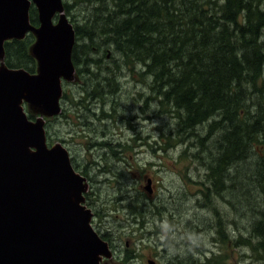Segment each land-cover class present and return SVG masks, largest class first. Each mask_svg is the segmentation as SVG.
Returning <instances> with one entry per match:
<instances>
[{
	"label": "trees",
	"instance_id": "16d2710c",
	"mask_svg": "<svg viewBox=\"0 0 264 264\" xmlns=\"http://www.w3.org/2000/svg\"><path fill=\"white\" fill-rule=\"evenodd\" d=\"M77 8L80 20L72 13ZM63 11L73 23L71 60L83 86L77 101L67 98L66 92L62 95L77 123L66 111L47 123L63 120L67 130L71 125L87 131L79 130L77 135L87 141L85 150H95L96 145L97 160L86 163L82 171L97 169L105 181L100 190L104 191L105 184L114 185V208L120 204L124 208L123 197L131 192L134 201L126 209L138 213L137 221L143 224L145 198L129 182H141L147 170H139L136 164L139 176L134 177L135 169L126 173L123 165L129 168L136 159L132 155L143 145L152 147L142 143L140 136L122 141L121 134L102 143L89 142L101 138L89 120L105 126V122L121 119L119 107L112 102L119 93L118 75L137 76L148 93L139 94L144 101L140 111L145 112L147 104L154 102L155 116L171 122L168 135L154 141L156 149L166 152L180 141L192 140L198 145L195 155L183 153L182 159L202 158L209 186L204 193L213 192L236 203L238 230L249 227L248 238L239 234L238 246L254 248L257 262H264L262 221L251 217L256 205L262 206L258 211L264 217V0H63ZM28 19L31 26H39L33 5ZM34 40L28 33L24 39L4 42L0 63L10 70L36 74L37 61L31 54ZM161 126L156 128L160 132ZM74 164L75 170L81 169ZM232 173L236 181L230 184ZM224 181L230 185L225 186ZM97 201L95 197L93 202ZM101 203L103 210L97 206L100 216H108L112 206ZM135 206L141 208L137 213ZM135 257L130 250L122 252L112 264H131Z\"/></svg>",
	"mask_w": 264,
	"mask_h": 264
},
{
	"label": "water",
	"instance_id": "95a60500",
	"mask_svg": "<svg viewBox=\"0 0 264 264\" xmlns=\"http://www.w3.org/2000/svg\"><path fill=\"white\" fill-rule=\"evenodd\" d=\"M31 5L37 29L29 23ZM56 11L63 13L62 0H0V58L4 42L32 31L39 72L0 67V264H99L110 257L80 205L84 179L61 145L47 148L43 123L22 107L60 113L61 77L74 72V30L63 15L52 27Z\"/></svg>",
	"mask_w": 264,
	"mask_h": 264
},
{
	"label": "rangeland",
	"instance_id": "374dc122",
	"mask_svg": "<svg viewBox=\"0 0 264 264\" xmlns=\"http://www.w3.org/2000/svg\"><path fill=\"white\" fill-rule=\"evenodd\" d=\"M79 8L76 9L77 12L75 11V9L72 12L75 20H80L81 15L79 17ZM61 15L65 17V19L72 25L73 28V23H71L70 18L64 13V11L63 13L57 11L55 12L54 16L51 19L52 27H56L59 25ZM38 27H35V29H37ZM29 33L34 36L35 43L36 36L34 32L31 31ZM2 65L3 64L0 63V66ZM38 73L39 72L37 61V71L34 75L37 76ZM137 81V76L127 77V75L123 73L118 75L117 82L119 85V93L117 94V99H113L112 102H116L117 106L119 107L118 111H120L121 113V119L115 120L114 122L110 123L105 122L107 124L105 126H103V124L99 123L98 121L89 120V122L91 123V128L95 130L97 135L101 136L100 139H93L89 142L102 143L106 140L111 139L112 137L116 138V135L121 134L120 139L122 141H125V139H130L133 136H140L142 139H144L142 143L146 142V145L152 147L149 148L143 145L142 149L140 151L137 150V154L134 152L132 156H134V158H137V162L140 168L147 170V177L150 178L152 184L151 190L152 188H154V192H158L161 201L160 203L162 205H166L167 209L169 210H175V215H172V218H170V216H167L169 217L168 220L166 219V215H162L161 217L164 218L165 222L162 223V225H157V227H160V229L163 230L160 231L164 235L167 232V236H164L166 239L178 238L181 231H184L189 233L200 234V236L204 237V240H206L209 237V234L219 228L221 230L220 238L224 242L222 246V252H224L225 254V257L223 258L224 260L222 259L221 264H264V262L262 261L257 262L258 256H256L254 248L247 247V245L238 246L239 234H242L244 237L248 238L247 230L249 227L243 229L242 231H239L238 225L236 226L235 223L233 224V227H230L228 225L231 216L234 217L236 220V214L234 212V209L236 208V203L227 202L226 199H222L219 194H217L216 196L213 192L204 193L205 188L209 186L206 183L204 177L205 171L202 164V158L193 159L187 157L185 159H182L181 155L183 153H186V155L189 157L195 155L199 151L197 148L198 145L192 140L185 142L180 141L175 145L168 147V150L166 152H163L161 150L158 151L156 149V146L158 145L157 142L160 141L161 135L164 134L167 136L169 130H172L171 122L169 118H158L157 116H155L154 112L156 111V105L154 102H149L147 104V109L145 110V112L140 111V109L144 105V101L143 98L139 97V94L142 93L144 96H148V93L146 91V88H144L145 86L141 85ZM82 86L83 82L76 75L75 68L74 72H72L70 77L66 79L61 77V92L62 94L63 92H66L67 98L68 96H72V98L77 101L80 98L79 93L81 92ZM22 105L27 117L30 115L33 118L32 121L36 122L37 119H39L40 122L43 123V130L44 136L46 138L47 148H52L54 146L61 145L67 151L72 167L73 165H75L74 163H78V166L81 169L75 170V168L73 167L75 172L82 176V170L85 169V164L93 161V159L97 160V147H95L96 145L94 146L95 150L92 149L88 151L84 149V143L87 141L77 135L80 128L74 127L73 129V127L70 125V128L67 130V124H65L63 120H58L49 124L47 123V121L51 120L53 117H58V115H48L44 113L41 109L35 108L29 103L24 102ZM59 106L61 112L66 111V113L70 116L73 122L77 123V120L74 118V115L72 113L73 109L71 108L67 100L60 99ZM110 106L111 105L108 103V109ZM91 109H94L93 105H91ZM93 111L98 114V111L96 109H94ZM148 117H151V120H149ZM159 125H163L161 126V132L156 129ZM130 127L134 128V130H130ZM80 131L87 132L84 129H81ZM47 135H50V137H52L53 139L49 140ZM203 146L206 145L203 144ZM200 149L203 150L202 147H200ZM144 160L148 162L147 166H144V164L147 163H143ZM149 165H151V167H149ZM87 169L88 171L86 172L91 178V180L88 179V181H86L84 184L85 189L84 192L81 194L83 197H85V194L90 192L98 194L99 192L103 191H100V186L97 185V182L102 181L103 177L97 174L96 168L89 169L88 167ZM252 172L253 171H251V173ZM232 174L233 175H231V178L233 179L230 181V184H232L233 181H236V179L234 178V173ZM94 175L98 177L96 178ZM252 177L253 176L250 175V178ZM129 184L134 185V182L130 180ZM230 184L224 181L225 186H228ZM109 186L110 183L109 185H104L103 189L105 191V194H101V199L104 198L105 195V200H107V202L112 206L109 207L110 212L107 218L102 220L104 225L98 219L97 221H95L93 216L91 217L90 221L92 229L98 236H100V234L96 230L97 228L101 227L102 230L104 228H107L109 230V233L112 234L114 231L111 226L114 224L118 225L120 221L123 220L122 217L125 218L124 215L126 214V212H122V209L120 207L121 205H118L114 208V202L117 196L113 195L115 194V191L113 190L114 185L110 186V188ZM107 189L110 190L107 191ZM146 190L150 192L149 182L147 183ZM200 190H202V194H205L207 197L201 195ZM185 193L186 197L183 198V195ZM131 196L133 195L131 194L130 197ZM106 198H113L114 201H110ZM131 200L134 201L133 198H130L128 202H123L124 211L125 206H127L129 202H131ZM86 203L87 201L85 197L84 201L81 202V205L89 209L93 214L92 207L90 208ZM135 208H138V206H135ZM254 208L256 210H254V213H251V217H253V220L255 222L262 221V228L264 229V217L258 211L262 210V206L256 205L254 206ZM128 219L129 217L126 218V220ZM167 221L170 223V227H172V224H174L171 228V231H169L170 229ZM188 221H191V224L195 226L196 232H192V230L188 231L184 229L183 226H181V224H188ZM177 223L178 225H176ZM186 227H189V225ZM131 229L136 230L135 225H132ZM184 232H182V234H184ZM176 234H178V236ZM153 239L155 241H153ZM153 239V243L152 241H150L149 243H146L145 246H143V244L131 246L138 250V255H136L138 256L137 262H135L134 260V262L131 264H150L154 253L158 254L159 252H161V250H166V248H160L159 243L157 241L162 240L161 235L159 236V238L153 237ZM179 239L180 238H178V240ZM251 243L254 244L255 241L252 240ZM226 244L228 245V247L225 246ZM230 244L235 245L237 247V252H234L233 256H231ZM120 248L122 251L124 248L123 244L121 246H117V244L115 245L116 255H114V258H117L120 255V253H118ZM219 250H221L220 247ZM261 257L263 258V256ZM161 260L162 259H160V261ZM111 261L104 259L102 262H100V264H112Z\"/></svg>",
	"mask_w": 264,
	"mask_h": 264
},
{
	"label": "flooded vegetation",
	"instance_id": "af4514ba",
	"mask_svg": "<svg viewBox=\"0 0 264 264\" xmlns=\"http://www.w3.org/2000/svg\"><path fill=\"white\" fill-rule=\"evenodd\" d=\"M128 159V158H127ZM147 161L144 160L143 163H145ZM136 164L139 166L138 162H137V158L135 159L134 163H130L128 164L130 167L126 168L125 165L124 166V170L126 173L129 172L131 170V168L135 169V175L134 177L139 176V172L138 169H136ZM148 162L144 164V166H147ZM149 167H151V165H149ZM140 168V167H139ZM82 176L84 177V179L86 181L91 180V178L89 177V175L87 174V172L82 171ZM105 183V181L103 180L102 182H97V185H101V183ZM149 182V188H150V192L146 190L147 187V183ZM109 185V184H105ZM127 185V184H126ZM135 188H138V193L141 195H144L145 198V206L143 207L144 209V216L142 219L145 218V220H143V224L137 221L138 219V213L137 211H140V207L138 206V208H135V211L137 213H134L133 210H131V212L129 211V209H126L125 206V211L122 209V212H126V214L124 215V219L122 221H120V223L118 225L114 224L112 225V229H113V233H109V230L107 228H104L102 230L101 228H97V232L100 234V236L103 238L105 237L106 242L109 244L113 255H116V251H115V245H122L123 244V250L118 251V253H122V252H129V250L131 251V253L134 255H138L137 254V249L131 247L132 245H139V244H143V246H145L146 243H149L150 241H152L153 237H157L159 238V236L161 235L162 240H157L159 243L160 248H166V250L157 253H154L152 256V261L151 264H218L220 261H222V259L225 257L224 252H222V246L224 244V242L222 241V239L220 238V229L217 228L215 231H213L211 234H209V237L204 240V237H201L200 234L197 233H189V232H184L181 231L180 235L178 238H180L178 240V238H170V239H166L165 237L167 236V232L164 235L160 230V227H157V225H162V223H164V218H162V215H166V219L168 220L170 216V218H172V215H175V210L174 209H167L166 205H162L160 202V197L158 195V192H154V188H152V184H151V180L150 178L147 177V175H143V180L141 182H134ZM128 187V186H127ZM129 188V187H128ZM100 189V187H99ZM132 189V188H130ZM101 191V190H100ZM108 191V190H107ZM105 193V191H101L98 194H95L93 192L87 193L85 194L86 197V201L88 204V202H92V206H90L88 204V206L93 209V216H94V220L97 221V219L102 222V220H104L105 218H107V216H100V210H98L97 206H100L102 209V203L101 201H107L105 200V195L104 198L101 199V194ZM132 193L130 192V194L128 195L127 193H125V196L123 197V202H128L130 198H134V196H131ZM200 194L204 196V194H202V190H200ZM99 195H100V199H99ZM133 195V194H132ZM200 196V195H198ZM97 198V202H93L94 198ZM186 197V193L183 195V198ZM205 197V196H204ZM107 199V198H106ZM122 201H119V203H121ZM101 203V204H100ZM201 204V203H199ZM121 205V204H120ZM103 210V209H102ZM159 212V214H158ZM102 214V212H101ZM177 214V213H176ZM134 216L135 219L131 220V216ZM160 215V216H159ZM129 217V219L133 222H136L137 225H135L136 230H132L131 226L133 224V222L128 223V220H126V218ZM160 219V220H159ZM140 220V219H138ZM188 224H181V226L184 227V229L186 230H192V232H196V228L195 226H193L191 224V221H188ZM236 222L235 218L231 216L230 222L228 223V225L230 227H233V224ZM153 223V224H152ZM155 223V224H154ZM168 225H169V231H171L172 227L174 224H172V227H170V223L167 221ZM103 224V222H102ZM104 225V224H103ZM121 225L122 227L119 228L118 226ZM178 225V223L176 224ZM189 227H186L188 226ZM153 229V231H152ZM167 230V229H166ZM163 231V230H162ZM182 232H184V234H182ZM141 233V234H139ZM140 235V236H139ZM178 236V234H176ZM165 236V237H164ZM164 237V238H163ZM153 241H155L153 239ZM152 241V243H153ZM168 245V246H167ZM225 246L228 247V245L226 244ZM219 247L221 248V250H219ZM230 252H231V256H233L234 252H237V247L235 245L230 244ZM165 253V254H164ZM163 256V257H161ZM137 257L136 256L133 260H135V262H137ZM119 256L117 258H113V259H118ZM160 259H162L160 261ZM224 260V259H223ZM134 262V261H133ZM132 262V263H133ZM149 262V261H148Z\"/></svg>",
	"mask_w": 264,
	"mask_h": 264
}]
</instances>
